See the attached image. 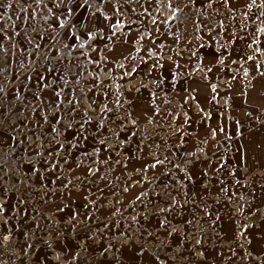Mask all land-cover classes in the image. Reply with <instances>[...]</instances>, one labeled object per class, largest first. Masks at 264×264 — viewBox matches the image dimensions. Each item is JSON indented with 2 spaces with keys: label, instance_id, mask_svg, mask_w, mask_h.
<instances>
[{
  "label": "rangeland",
  "instance_id": "obj_1",
  "mask_svg": "<svg viewBox=\"0 0 264 264\" xmlns=\"http://www.w3.org/2000/svg\"><path fill=\"white\" fill-rule=\"evenodd\" d=\"M240 6L231 0H0V111L10 113L3 120L12 125H76V147L60 148L61 156L72 157L76 163L63 168L75 166L79 171L90 157L100 161L102 156L131 155L132 138L127 147L115 145L105 151L101 139L107 134L93 130L96 124L90 123L99 124L101 120V113L90 107L93 91L112 92L117 87L116 83L92 79V64L98 69L107 65L91 62L95 61L96 50L103 60L110 59L107 47L123 38L135 39L139 46L152 49L160 42L188 49L203 37L194 28L187 30L190 22L194 25L197 20L202 26V17L224 22L228 12L246 10ZM261 9L264 0L252 5L251 10ZM131 56L125 64L130 70ZM111 65L109 61V73L116 74ZM44 85L50 88L46 94ZM41 111H45L43 118L39 116ZM175 139L172 148L157 151L161 161L141 193L129 188L131 180L112 181L119 183L109 192V264H264V214L256 204L257 188L264 179L238 180L232 189L236 197L229 186L221 185L216 195L220 205H207L203 191L196 190L200 181L195 182L193 190H186L184 148L177 147ZM10 151L4 161L10 167L19 157L30 155V149L17 146ZM93 166L99 170L100 163ZM3 174L1 171L0 183L5 180L9 187L7 195L1 194L6 204L0 206V223L12 228L15 243L22 246L21 264H91L87 252L71 242L57 258L50 255L57 245L43 243L45 228L27 225L29 212L37 209L35 198H28L15 176ZM92 182H100L99 176ZM88 190L92 213L100 216L97 208L102 191L99 187ZM149 209L156 221L135 220L138 211L143 215ZM230 216V222H223ZM63 218L58 216L57 221ZM125 236L139 237L134 246L140 249V255L114 261L119 246L116 242Z\"/></svg>",
  "mask_w": 264,
  "mask_h": 264
},
{
  "label": "crops",
  "instance_id": "obj_2",
  "mask_svg": "<svg viewBox=\"0 0 264 264\" xmlns=\"http://www.w3.org/2000/svg\"><path fill=\"white\" fill-rule=\"evenodd\" d=\"M258 1L231 0L246 10L228 12L224 22L215 17H202V26L197 20L194 25L190 22L187 30L194 28L203 36L190 45L194 49H176L173 42L156 43L152 49L123 38L107 47L110 59L103 60L96 50L91 62L107 65L98 69L92 64V79L117 87L112 92L92 90L90 107L101 113V120L90 123L96 124L93 130L107 134L101 139L105 151L115 145L127 147L132 138L131 155L102 156L100 161L90 157L79 171L75 166L63 168L76 163L72 157L60 155L62 146L76 147V125H12L3 120L10 113L0 111V172H5L4 177L15 176L28 198H35L37 209L29 212L27 225L45 228L43 243L57 245L50 253L53 258L71 242L87 252L91 264H109V192L119 183L112 181L131 180L129 188L141 193L161 161L157 151L172 148L175 137L176 146L184 148L186 190H193L200 181L196 190L203 191L207 205H220L216 195L221 185L232 190L238 180L264 179V31H260L264 29V9L251 10ZM223 35L227 39L222 40ZM130 56L131 70L125 68ZM109 61L116 74L109 73ZM46 89L50 88L44 85L43 94ZM41 112L40 117L45 114ZM14 146L30 149V155L19 157L10 167L4 161ZM94 163H100L99 170H94ZM96 176L100 182L94 184ZM8 187L5 180L0 183V206L6 204L1 194L7 195ZM93 187L102 191L97 208L100 216L92 213L93 204L88 200V189ZM256 197L263 215L264 184L258 186ZM138 212L135 220L156 221L151 209L148 214ZM58 216L65 218L57 221ZM231 220V216L225 217L223 222ZM138 241L134 236L118 240L113 260L138 257L140 249L134 246Z\"/></svg>",
  "mask_w": 264,
  "mask_h": 264
},
{
  "label": "built area",
  "instance_id": "obj_3",
  "mask_svg": "<svg viewBox=\"0 0 264 264\" xmlns=\"http://www.w3.org/2000/svg\"><path fill=\"white\" fill-rule=\"evenodd\" d=\"M14 237L12 228L0 223V264H21L22 246Z\"/></svg>",
  "mask_w": 264,
  "mask_h": 264
},
{
  "label": "snow or ice",
  "instance_id": "obj_4",
  "mask_svg": "<svg viewBox=\"0 0 264 264\" xmlns=\"http://www.w3.org/2000/svg\"><path fill=\"white\" fill-rule=\"evenodd\" d=\"M253 3H255V0H253ZM260 31H264V29H260ZM249 59H252V57H249ZM247 74V73H246ZM55 131V128L53 129ZM159 163V162H158Z\"/></svg>",
  "mask_w": 264,
  "mask_h": 264
}]
</instances>
